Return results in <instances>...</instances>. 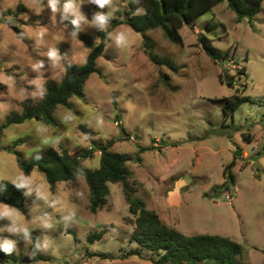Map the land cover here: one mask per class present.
Wrapping results in <instances>:
<instances>
[{
	"label": "rangeland",
	"instance_id": "1",
	"mask_svg": "<svg viewBox=\"0 0 264 264\" xmlns=\"http://www.w3.org/2000/svg\"><path fill=\"white\" fill-rule=\"evenodd\" d=\"M66 3L74 9L67 15ZM58 7L54 13L48 0H0V123L24 104H36L49 81L59 83L65 62L85 61L88 48L67 19L78 21L79 31L98 42L97 31L111 24L95 22L97 14L122 19L132 10L144 11L140 0H111L103 7L95 0H60ZM207 22L220 50L218 62L197 41ZM195 23L180 29V43L169 41L160 28L147 32L165 63L149 59L142 34L126 23L117 25L97 59L100 74L89 76L68 107L57 106L55 123L29 119L2 129L0 182L25 188L27 211L0 202V245L13 242L9 252L0 247L6 253L0 264H153L146 249L127 254L137 244L131 241L134 217L121 183L109 184L106 204L93 213L84 177L51 187L36 168L24 174L16 154L6 150L12 147L31 160L49 147L70 154L92 148L83 165L94 168L99 146L111 138L113 151L140 158L127 161L134 197L164 224L188 235L228 236L243 247L242 264H264V0L251 23L236 22L226 2ZM121 32L127 46L117 40ZM241 68L246 75L239 74ZM230 78L232 85L226 82ZM231 95L244 99L225 115L216 99ZM235 150L234 181H225ZM5 210L11 215H3Z\"/></svg>",
	"mask_w": 264,
	"mask_h": 264
},
{
	"label": "trees",
	"instance_id": "2",
	"mask_svg": "<svg viewBox=\"0 0 264 264\" xmlns=\"http://www.w3.org/2000/svg\"><path fill=\"white\" fill-rule=\"evenodd\" d=\"M144 9L143 13L135 14L134 10L124 18H107L111 26L107 30H98L99 41L94 42L85 34L81 33L74 25L71 18L67 19L71 30L76 38L82 41L88 48L83 63L65 62L64 76L59 83L49 81L46 84L44 96L34 105L24 104L20 113L10 112L3 123H0V132L10 124L22 123L29 119H36L43 123H55L54 111L57 106H69L73 96H80L86 80L93 73L100 74L97 59L101 56L110 31L121 23H126L130 28L142 34V46L149 59L154 63L167 62L161 56L154 53V44L147 35L149 30L160 28L164 36L174 43L182 41L180 29L184 25L195 26L196 19L207 11L221 3L236 14V22L246 21L251 23L255 14L261 10L263 0H140ZM7 23L15 31L19 38L25 39L21 28L15 26L9 18ZM212 24L207 22L203 30L197 35V41L202 50L214 62H218L220 50L212 43ZM219 38V37H216ZM170 63V62H168ZM239 74L246 75L245 69L241 68ZM234 78V77H233ZM233 78L226 79L228 85H232ZM222 82L224 78L219 75ZM244 96L231 95L216 99L224 104V113L237 108L243 101ZM124 132H126L123 129ZM115 138L100 145L98 166L85 167L83 160L92 155V148L85 149L81 153L70 154L63 150L59 152L49 147L45 155H39L31 160L23 157L12 147H6L9 152L16 154V162L19 168L28 175L33 169L41 171L47 182L54 187L58 182L73 181L77 177H84L89 188V209L96 212L103 208L107 202L110 183H121L125 198L129 203L128 212L134 217L131 241L137 246L127 251V254H141V250L151 251L153 264H242L239 257L242 256L243 247L228 236L219 234L196 233L185 234L180 230L164 224L158 214L146 207L142 199L134 197L133 188L130 185V169L127 161L139 160L129 153L115 152L111 149ZM17 142L14 143V146ZM237 150L234 158L224 169L226 180L234 181L231 167L235 164ZM25 188L9 181L0 182V202L10 205L22 213H26L27 206L24 202ZM264 218V210H263ZM101 233H99L100 235ZM96 236V235H95ZM100 237V236H96ZM156 254V255H155ZM6 255L0 251V258ZM14 259V253L9 254ZM104 255V254H103ZM125 257L126 253L123 254ZM27 256H19V261H28Z\"/></svg>",
	"mask_w": 264,
	"mask_h": 264
},
{
	"label": "clouds",
	"instance_id": "3",
	"mask_svg": "<svg viewBox=\"0 0 264 264\" xmlns=\"http://www.w3.org/2000/svg\"><path fill=\"white\" fill-rule=\"evenodd\" d=\"M59 3L60 0H48V4L51 7L52 11L55 13L57 11H59ZM95 3H97L98 5H100L101 7H103L106 4L111 3V0H95ZM74 11L73 6L71 5V3H66L63 6V12L65 15H67L68 13ZM80 19H83V16H80ZM78 21L74 20L73 23H77ZM95 22H97L98 24H100L101 26L105 25L107 22V17H105L104 15L101 14H97L95 16ZM117 40L119 43L127 46L128 44V37L127 34L124 32H121L118 34L117 36ZM49 55L52 57V59L54 61H57L59 59V57L57 56L55 51H52L49 53ZM34 67H39V65H34ZM43 193H41L42 195ZM3 215H11L10 212H8L7 210L4 211ZM25 235L27 236V230L24 229ZM0 247H2L5 252H9L12 247H13V242L12 241H5L2 245H0Z\"/></svg>",
	"mask_w": 264,
	"mask_h": 264
}]
</instances>
